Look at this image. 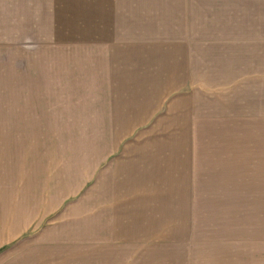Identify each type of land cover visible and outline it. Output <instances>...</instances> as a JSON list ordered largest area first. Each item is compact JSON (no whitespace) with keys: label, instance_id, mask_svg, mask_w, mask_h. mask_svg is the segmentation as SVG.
I'll return each mask as SVG.
<instances>
[{"label":"rangeland","instance_id":"1","mask_svg":"<svg viewBox=\"0 0 264 264\" xmlns=\"http://www.w3.org/2000/svg\"><path fill=\"white\" fill-rule=\"evenodd\" d=\"M0 264H264V0H0Z\"/></svg>","mask_w":264,"mask_h":264},{"label":"crops","instance_id":"2","mask_svg":"<svg viewBox=\"0 0 264 264\" xmlns=\"http://www.w3.org/2000/svg\"><path fill=\"white\" fill-rule=\"evenodd\" d=\"M13 2H14V0H12ZM11 4V3H10ZM12 5V4H11ZM106 85H109L108 83H106ZM107 95H108V100L110 101V100H113V99H115L114 97H113V95H112V93L111 92H108L107 93ZM105 100H107V98L105 97L104 98ZM125 100H128V99H125ZM134 99H132V100H128L129 101V106H130V109H129V111H127V112H125V113H123V114H119L118 113V115L120 116V120H122L123 121V117H125V116H129V117H131V116H133V111L136 109V108H133V107H141L142 105H141V103H139V102H134L133 101ZM146 106H151V104H149V102H147V105H145L144 107H146ZM143 107V108H144ZM150 110H151V108H149ZM148 109V110H149ZM151 112H149V113H147V114H140V116H141V118H142V124H144L143 122H144V118L146 117V116H148L149 114H150ZM107 115H112V116H116V112H107L106 113ZM155 113H151L150 114V116L151 115H154ZM155 117H159V118H154L155 119V121L157 120V122H158V119H160V118H162V116H161V114L159 113V116H155ZM118 123H122V122H115V124L114 125H117ZM106 126H110V125H106ZM138 126V125H137ZM120 129H125V130H136L135 129V127H128V128H119V127H117L116 128V130H120ZM174 145V144H173ZM172 159H175V157H173ZM178 158H176V160H177ZM178 162V161H177ZM179 164V163H178ZM178 164L177 163H173L172 164V166H171V168H174V170H172L171 168H170V171L169 172H172V174H177V175H175V176H173V175H170L169 174V172L168 173H166L167 175L165 176V180H167L168 181V183L166 184L167 186L165 187V189L166 190H168L167 191V193H171L169 190L172 188V186H173V184H172V182L170 183L169 181H171V180H173V179H179V176H178V174H179V172H180V167L178 166ZM67 165H68V162L66 163V170H67V172L68 173H71L72 171L67 167ZM168 165H170L169 163H168ZM74 175V174H73ZM171 187V188H170ZM33 199V198H32ZM35 200V199H34ZM10 211V210H9ZM9 211H6L5 210V212L4 213H2V215H3V219H5V221H8L9 223H8V225H7V227L8 226H11L13 223H14V221L16 220V219H22V218H24V212H22L21 210H16V214H15V216L13 217V214L12 215H10L9 214ZM1 215V216H2ZM3 225H4V223H3Z\"/></svg>","mask_w":264,"mask_h":264}]
</instances>
